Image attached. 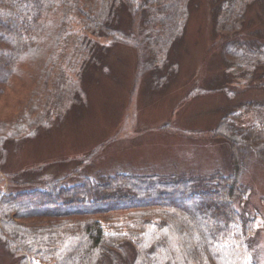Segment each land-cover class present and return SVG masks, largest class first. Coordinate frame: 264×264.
<instances>
[{"label":"trees","instance_id":"obj_1","mask_svg":"<svg viewBox=\"0 0 264 264\" xmlns=\"http://www.w3.org/2000/svg\"><path fill=\"white\" fill-rule=\"evenodd\" d=\"M210 1L214 29L236 34L222 46L226 68L264 87V38L237 35L244 9L256 0ZM192 2L0 0V96L11 78L23 85L25 65L32 82L24 84L15 123L0 129V159L7 144L48 131L68 113L80 115L82 83L93 72L109 74L116 45L137 54V82L143 78L149 91L167 85L178 73L173 55ZM214 89L224 90L220 82ZM209 132L227 144L229 173L90 175L76 168L38 184L18 179L31 168L8 173L15 187L0 190V251L17 264H247L255 227L236 202L250 190L240 180L249 156L264 164V98L226 108Z\"/></svg>","mask_w":264,"mask_h":264},{"label":"rangeland","instance_id":"obj_2","mask_svg":"<svg viewBox=\"0 0 264 264\" xmlns=\"http://www.w3.org/2000/svg\"><path fill=\"white\" fill-rule=\"evenodd\" d=\"M193 1L173 55L179 64L175 78L162 89L149 91L140 81L143 78L136 81L140 61L134 49L114 46L108 57L109 74L96 71L82 83L85 105L80 115L68 113L48 131L7 144L0 159V190L15 187V176L8 173L30 168L28 174H17L19 181L32 177L33 184H38L76 168L90 175L119 171L229 173L227 144L222 138L210 137L209 130L226 108L250 98H264V87L248 85L235 70L226 68L222 46L236 34L214 29L210 0ZM244 11L238 37L261 34L264 38V0L254 1ZM42 59L37 56V64H43ZM20 74L23 85L11 78L0 96V129L15 123L16 113L25 105L18 100L28 92L24 84L32 86L26 65ZM217 82L224 90H212ZM240 178L250 190L246 199L236 202V208L247 210V219H253L255 227L247 264H264V164L251 154ZM0 264H17V260L0 251Z\"/></svg>","mask_w":264,"mask_h":264}]
</instances>
